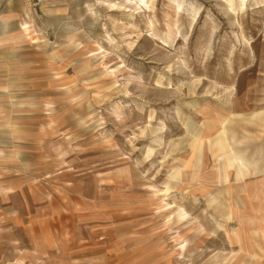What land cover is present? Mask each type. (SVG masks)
<instances>
[{
  "label": "rangeland",
  "instance_id": "374dc122",
  "mask_svg": "<svg viewBox=\"0 0 264 264\" xmlns=\"http://www.w3.org/2000/svg\"><path fill=\"white\" fill-rule=\"evenodd\" d=\"M0 264H264V0H0Z\"/></svg>",
  "mask_w": 264,
  "mask_h": 264
},
{
  "label": "bare ground",
  "instance_id": "6f19581e",
  "mask_svg": "<svg viewBox=\"0 0 264 264\" xmlns=\"http://www.w3.org/2000/svg\"><path fill=\"white\" fill-rule=\"evenodd\" d=\"M177 176H178V173L174 176V178H177ZM173 178V179H174ZM224 181H227V173H226V175L224 176ZM169 188L168 187H166V189L165 190H163V192H166L167 193V190H168Z\"/></svg>",
  "mask_w": 264,
  "mask_h": 264
}]
</instances>
